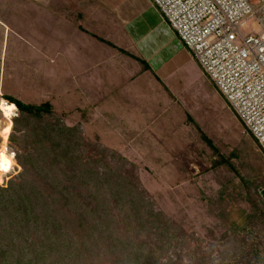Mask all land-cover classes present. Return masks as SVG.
Returning a JSON list of instances; mask_svg holds the SVG:
<instances>
[{"label": "rangeland", "instance_id": "rangeland-1", "mask_svg": "<svg viewBox=\"0 0 264 264\" xmlns=\"http://www.w3.org/2000/svg\"><path fill=\"white\" fill-rule=\"evenodd\" d=\"M29 52L17 47L15 32L3 36L0 25V100L49 102L45 123L78 127L91 154L105 150L107 161L111 152L126 159L159 216L146 215L141 231L128 232L119 217L120 239L153 251L148 264H264V151L204 75L208 87L194 89L153 76H138L129 88L92 82L83 88L79 73L48 70L47 59ZM33 135L28 126L12 142L8 138L17 167L1 188L20 179L19 163L33 150ZM112 260L103 246L99 264Z\"/></svg>", "mask_w": 264, "mask_h": 264}, {"label": "trees", "instance_id": "trees-1", "mask_svg": "<svg viewBox=\"0 0 264 264\" xmlns=\"http://www.w3.org/2000/svg\"><path fill=\"white\" fill-rule=\"evenodd\" d=\"M5 99L19 111L9 141L30 126L34 148L19 163L20 179L0 187V264H99L103 246L110 264H148L153 251L116 232L119 217L128 232L141 231L146 215L159 216L126 159L91 154L78 127L45 123L49 102Z\"/></svg>", "mask_w": 264, "mask_h": 264}, {"label": "crops", "instance_id": "crops-1", "mask_svg": "<svg viewBox=\"0 0 264 264\" xmlns=\"http://www.w3.org/2000/svg\"><path fill=\"white\" fill-rule=\"evenodd\" d=\"M0 25L3 36L15 32L17 47L47 59L48 70L79 73L83 88H129L138 76L208 87L150 0H0Z\"/></svg>", "mask_w": 264, "mask_h": 264}, {"label": "built area", "instance_id": "built-area-1", "mask_svg": "<svg viewBox=\"0 0 264 264\" xmlns=\"http://www.w3.org/2000/svg\"><path fill=\"white\" fill-rule=\"evenodd\" d=\"M150 1L264 151V0Z\"/></svg>", "mask_w": 264, "mask_h": 264}, {"label": "bare ground", "instance_id": "bare-ground-1", "mask_svg": "<svg viewBox=\"0 0 264 264\" xmlns=\"http://www.w3.org/2000/svg\"><path fill=\"white\" fill-rule=\"evenodd\" d=\"M17 110L16 106L12 103H5L4 99L0 100V111H3V118L5 120L4 123L0 122V137H1V143H0V152H3L6 156V158L10 161V168L7 172L3 170L2 167H0V183L3 181V177L10 173L11 170H13L14 167H17L15 164V156L11 152H9L7 148L8 138L11 133L12 129V120L10 117H12L13 113Z\"/></svg>", "mask_w": 264, "mask_h": 264}, {"label": "snow or ice", "instance_id": "snow-or-ice-1", "mask_svg": "<svg viewBox=\"0 0 264 264\" xmlns=\"http://www.w3.org/2000/svg\"><path fill=\"white\" fill-rule=\"evenodd\" d=\"M0 167L7 172L10 168V161L6 158L3 152H0Z\"/></svg>", "mask_w": 264, "mask_h": 264}, {"label": "water", "instance_id": "water-1", "mask_svg": "<svg viewBox=\"0 0 264 264\" xmlns=\"http://www.w3.org/2000/svg\"><path fill=\"white\" fill-rule=\"evenodd\" d=\"M261 195H262L263 200H264V190L261 192Z\"/></svg>", "mask_w": 264, "mask_h": 264}]
</instances>
